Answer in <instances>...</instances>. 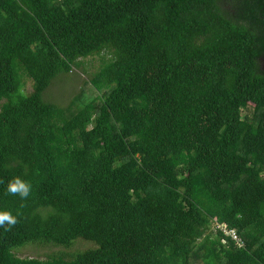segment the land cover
Segmentation results:
<instances>
[{"label": "trees", "instance_id": "trees-1", "mask_svg": "<svg viewBox=\"0 0 264 264\" xmlns=\"http://www.w3.org/2000/svg\"><path fill=\"white\" fill-rule=\"evenodd\" d=\"M3 211L0 264H264V0H0Z\"/></svg>", "mask_w": 264, "mask_h": 264}, {"label": "rangeland", "instance_id": "rangeland-1", "mask_svg": "<svg viewBox=\"0 0 264 264\" xmlns=\"http://www.w3.org/2000/svg\"><path fill=\"white\" fill-rule=\"evenodd\" d=\"M108 58V56H106ZM81 69L75 68L73 73L69 76H63L55 80L52 86L45 92L44 98L60 107L68 106L70 100L76 95L81 88L86 84L90 75L98 70L100 65V59L98 57L88 58L82 60ZM25 92H31V85H26ZM34 244H28L22 248L16 249L14 255L20 259L37 258L46 259L52 252H58L53 248H42L39 246H32ZM76 249H87L92 247L91 244L77 243ZM65 252L66 250H62Z\"/></svg>", "mask_w": 264, "mask_h": 264}, {"label": "clouds", "instance_id": "clouds-1", "mask_svg": "<svg viewBox=\"0 0 264 264\" xmlns=\"http://www.w3.org/2000/svg\"><path fill=\"white\" fill-rule=\"evenodd\" d=\"M30 184L22 181L19 178L14 179L9 183L8 192L12 194H19L21 198H27L30 193ZM17 223V218L8 211L0 212V226L7 224L9 227Z\"/></svg>", "mask_w": 264, "mask_h": 264}, {"label": "built area", "instance_id": "built-area-1", "mask_svg": "<svg viewBox=\"0 0 264 264\" xmlns=\"http://www.w3.org/2000/svg\"><path fill=\"white\" fill-rule=\"evenodd\" d=\"M214 229L222 233L226 238L232 241L237 247L243 248L244 243L242 239L237 235L236 231L229 229L226 225L216 224Z\"/></svg>", "mask_w": 264, "mask_h": 264}]
</instances>
